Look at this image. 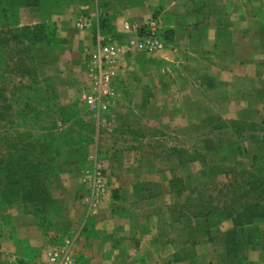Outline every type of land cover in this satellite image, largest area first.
Returning <instances> with one entry per match:
<instances>
[{
    "label": "crops",
    "instance_id": "crops-1",
    "mask_svg": "<svg viewBox=\"0 0 264 264\" xmlns=\"http://www.w3.org/2000/svg\"><path fill=\"white\" fill-rule=\"evenodd\" d=\"M101 4H107L115 29L111 36L124 52L115 78L113 121L139 122L164 137L202 139L201 152H206V139L218 145L215 138L225 133L217 129L219 122L258 118L264 0H64L46 19L39 8L23 7L20 26L52 23L63 42L56 49L36 45L41 77H87L86 56L96 47L90 26ZM81 18L87 26L77 29ZM152 20L163 31L164 46L148 51L141 38ZM223 151L236 161V145ZM68 160L72 170L50 180L58 210L48 232L32 214L0 216V264H49L53 252L68 244L78 264H264V225L259 239L234 248L229 242L233 221L189 242H163L171 225L160 208L173 203L170 185L177 172L167 177L155 171L156 161L141 155L131 162L100 159L94 144L71 149ZM131 165L138 171L123 170Z\"/></svg>",
    "mask_w": 264,
    "mask_h": 264
},
{
    "label": "rangeland",
    "instance_id": "rangeland-1",
    "mask_svg": "<svg viewBox=\"0 0 264 264\" xmlns=\"http://www.w3.org/2000/svg\"><path fill=\"white\" fill-rule=\"evenodd\" d=\"M106 11L104 9L100 12L105 14ZM44 14L46 16L48 12L44 11ZM99 20L98 17V20L90 26L96 46L99 41L104 43L105 38L109 37L101 30ZM45 24V28L42 30L43 33L46 30L48 32L54 31L52 24ZM76 28L81 29L77 26V23ZM110 38L114 42L113 37ZM3 52L4 49L0 47V54ZM86 62L88 63L87 57ZM26 66H29V77L22 76L21 73L8 74L4 70V65L1 66L0 91L4 94V99L8 98V101H6V104L0 102V114L5 118L13 115L16 118L20 103L15 102L19 95L26 93V91H21L18 88L22 83L29 85V94L31 91L38 92L39 97L45 103H49L50 108L53 109L51 113H43L42 123H44L45 128L55 121L54 119L57 118L60 108L68 105L74 106L77 112L74 121L78 120L77 122H80L81 127L74 126L73 123H62L60 120L56 123L58 127L56 130L59 132L66 131L70 127L75 140L69 150L62 149L63 157L57 163L58 176L73 168L67 159L71 149L92 144L97 147L100 159H112L118 156L131 162L139 160L141 155L142 158L156 161L155 171L162 172L167 177L170 175L175 176V172H177V177L173 180L172 186L170 185L173 192V203H168V201L160 208L162 213L167 215L166 218L168 221L170 220L171 225L170 234L163 238V242L174 238H184L188 242L192 241L203 232L211 231L226 222L232 221L228 218L229 215L240 212L244 207L249 209L254 207V203L256 204L260 199L263 200L261 205L264 210V189L263 191L261 189V191L251 193L246 192L252 191L250 187L243 185L247 177L246 172H255V158H258V164H262V168L264 167V88L259 90L258 118L249 122L257 124L255 131L247 133L244 139H238L236 137L231 138L230 133L232 132L225 130V133H228L221 138L225 141L222 146H225L228 140L237 141L239 146H237L236 161H230L228 153H225L227 163H223L220 160V154L213 153L212 149H208L210 147H206V152H201L204 150L202 144H200L203 141L202 139L164 137L160 134L157 135L154 130L149 132L140 127L139 122L123 123L119 120L113 121L114 118L111 114L100 113L88 108L84 102L85 97L92 87L98 83V79L90 73L85 78H81L80 75H70L72 79H69L68 75L67 79L62 81L57 77H41L36 63H32L30 60L26 63ZM9 83L13 87L12 85L7 87ZM117 114L120 116L121 112ZM16 127L10 133L24 137L23 140L27 142L38 140L42 143L44 141L43 136L48 132L47 130L44 132L38 131L37 128H33L32 124L31 129L28 126ZM27 129L30 131L28 132ZM6 130L4 122H0V139L5 137ZM27 132H31L29 136H27ZM251 135L257 136V140H253ZM217 139L219 137L215 138L214 141ZM207 143L208 140L206 139ZM129 150H141V152H125ZM205 159L206 167H203V160ZM196 162L198 163L191 165ZM175 166H178L177 170L174 168ZM123 170L125 172L127 170L138 171L132 165ZM171 172L173 173L171 174ZM186 178L188 182L185 180ZM262 180L264 182V178ZM15 212L21 213L16 208L0 209V216L6 219Z\"/></svg>",
    "mask_w": 264,
    "mask_h": 264
},
{
    "label": "trees",
    "instance_id": "trees-1",
    "mask_svg": "<svg viewBox=\"0 0 264 264\" xmlns=\"http://www.w3.org/2000/svg\"><path fill=\"white\" fill-rule=\"evenodd\" d=\"M63 2L64 0H0V47L4 49V52L0 54V68L4 65V70L8 74L21 73L22 76L29 77V66H26V63L29 60L35 63L34 49L37 44L45 42L55 49L63 44L62 41L56 39L55 28L53 32L46 30L43 33L45 23L22 27L19 22L20 9L23 7L39 8L43 19H46L50 12L61 6ZM104 9L107 10V4H101L100 11ZM44 11L48 12V15L45 16ZM99 19L100 28L104 34L112 35L115 29L107 11L105 14L100 12ZM52 26L54 27V24ZM26 57L27 59H25ZM11 85L9 83L7 87ZM19 86L18 88L26 93L19 95L15 102L20 103L16 118L14 115L5 118L0 114V122H4V126L7 128L5 137L0 139V209L16 208L21 213L32 214L38 218L39 225L44 232H48L52 228L50 218L58 210L57 203L50 195V180L58 176L57 163L63 157L62 149L69 150L75 143L71 128L59 132L56 130L58 128L56 123L60 120L62 123H73L74 126H80V122L74 121L77 112L74 106L68 105L60 108L55 121L45 128L42 123L43 113H51L53 109L50 108L49 103H45L39 97L38 92L31 91L29 94V85L22 83ZM4 97L0 91L2 104H6L8 101V98L4 99ZM52 108L54 107L52 106ZM31 124L38 131H48L43 136L42 143L38 140L27 142L23 140L24 137L10 133L16 126H28L31 129ZM216 127L220 131H231V138L244 139L247 133L255 131L257 124L232 121L219 122ZM28 132L27 136L31 133ZM227 133H221L217 140L218 145L215 146L212 142L206 144V147H210L208 149H212L213 153L220 154V160L223 163H227L223 149L230 145L239 146L237 141L229 140L225 146H222L225 141L221 138L225 137ZM251 138L257 140V136L251 135ZM255 160V172H246L247 177L243 182V185L252 190L246 192L253 193L264 189L262 180L264 167L262 168V164H258V158ZM262 201L260 199L256 204L254 203V207L250 209L244 207L240 212L228 216L235 226V231L229 236L232 248L237 246L235 243L240 241L249 243L260 238L261 225L264 224ZM251 226H254L253 232Z\"/></svg>",
    "mask_w": 264,
    "mask_h": 264
},
{
    "label": "built area",
    "instance_id": "built-area-1",
    "mask_svg": "<svg viewBox=\"0 0 264 264\" xmlns=\"http://www.w3.org/2000/svg\"><path fill=\"white\" fill-rule=\"evenodd\" d=\"M77 26L86 27V20L81 18ZM141 45L148 51L163 48V31L158 23L150 21L145 35L141 38ZM86 57L88 72L98 79V83L86 95L85 105L100 113L110 114L117 93L113 84L124 58V52L110 37H107L104 43L99 41ZM67 248H57L50 257L49 264H78L73 253Z\"/></svg>",
    "mask_w": 264,
    "mask_h": 264
}]
</instances>
